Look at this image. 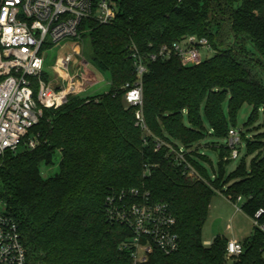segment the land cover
I'll return each instance as SVG.
<instances>
[{
	"label": "trees",
	"instance_id": "trees-1",
	"mask_svg": "<svg viewBox=\"0 0 264 264\" xmlns=\"http://www.w3.org/2000/svg\"><path fill=\"white\" fill-rule=\"evenodd\" d=\"M117 8L112 24L85 20L79 30L94 65L109 73L110 90L45 110L31 131L38 146L0 158V201L19 224L29 264H133L132 233L108 210L109 197L132 189L169 206L180 238L178 252L155 248L142 264H264V231L255 224L239 257H227L225 237L211 246L202 240L216 191L232 204L245 200L241 212L264 224V133L247 139L242 131L251 167L240 166L228 181V146L213 147L220 167L214 181L195 146L205 138L203 109L214 134L226 140L244 105L253 108L249 125L264 112V0H117ZM190 36L208 39L214 56L195 67L174 55L147 62L145 131L125 99L137 80L131 49L147 59ZM170 147L185 149L201 179L187 176ZM57 152L59 173L44 179L41 168L53 166Z\"/></svg>",
	"mask_w": 264,
	"mask_h": 264
},
{
	"label": "built area",
	"instance_id": "built-area-1",
	"mask_svg": "<svg viewBox=\"0 0 264 264\" xmlns=\"http://www.w3.org/2000/svg\"><path fill=\"white\" fill-rule=\"evenodd\" d=\"M117 13V0H0V158L7 152L17 153L22 148L34 150L38 146L39 140L31 135V131L40 123L45 110L60 109L72 97H93L83 96L91 87L92 79L83 75L89 63L81 53L83 40L79 30L85 20L110 25ZM67 39L74 43L73 52L52 65L56 74L53 78L45 70L47 52ZM202 51L214 52L208 39L196 36L165 45L158 54L147 59L137 47L131 49L130 59L137 80L125 99L129 107L137 108V126L147 129L143 115L147 62L174 55L184 67H195L206 61ZM71 68L74 74L70 73ZM241 133L235 128L229 131L226 141L231 160L240 157ZM160 147L158 144L157 148ZM170 150L189 178L201 179L187 162L184 148L170 147ZM145 174H149L148 167ZM108 207L111 219L124 224L132 233L127 245L133 248V264L147 262L155 248L165 255L179 251L177 221L167 204L154 203L149 194L132 189L122 192L118 199L109 197ZM261 215L262 211H259L256 217ZM254 224L264 231V224L256 220ZM243 253L240 241L229 240L228 258ZM0 264H29L19 224L7 214L3 201H0Z\"/></svg>",
	"mask_w": 264,
	"mask_h": 264
},
{
	"label": "rangeland",
	"instance_id": "rangeland-1",
	"mask_svg": "<svg viewBox=\"0 0 264 264\" xmlns=\"http://www.w3.org/2000/svg\"><path fill=\"white\" fill-rule=\"evenodd\" d=\"M74 45L73 41L70 39L63 40L56 47L49 50L47 66L45 68L46 73L55 78L56 74L52 69V65L60 58H65L66 56L72 54V46ZM81 53L83 59L86 60L89 65L84 72L85 77H91L98 79L99 83L90 87L88 91L83 93L84 97L87 96H98L107 93L110 90V85L106 82L109 81L110 75L107 72H102L94 65L91 59V50L88 42L81 43ZM203 59L207 60L214 56V52L207 54L205 51H202ZM71 74H74L73 68L70 70ZM104 75V76H103ZM107 79L104 81V79ZM95 79H92V82ZM94 88V89H93ZM226 117L229 122V126H233L232 120L228 108V100L224 105ZM253 108L249 105H244L239 111L236 121L235 129L243 131L247 139L252 138L254 135L264 133V112L259 111L258 115L255 116L254 121L249 125L251 119ZM202 119L204 125V134L205 138L202 139L200 143H197L195 146H199L200 154L205 155L204 159H199V163L203 168L207 170L208 176L212 181L215 180V173L220 172L219 167V152L214 150L213 147L218 149L221 147L227 146L226 139H223L212 131V127L207 118L205 109L202 111ZM184 120L187 125L190 124L189 116L185 115ZM249 125V126H248ZM147 131V129L145 130ZM208 132L213 135H209ZM240 157L237 160H232L230 163L224 166V181H228L229 176L240 166H244L246 169H250L252 156L248 154L247 144L244 141L239 149ZM62 160V154L57 152L54 158V164L51 167L43 166L41 168V176L44 179L51 178L59 173V164ZM245 203V200L241 199L239 202L232 204L227 200L221 193L218 191L215 192V196L212 199L209 218L204 226L202 240L204 244L207 241L213 242L216 237L219 235L228 239L235 240H245L250 237L254 229V222L248 218L244 213L241 212V207Z\"/></svg>",
	"mask_w": 264,
	"mask_h": 264
},
{
	"label": "crops",
	"instance_id": "crops-1",
	"mask_svg": "<svg viewBox=\"0 0 264 264\" xmlns=\"http://www.w3.org/2000/svg\"><path fill=\"white\" fill-rule=\"evenodd\" d=\"M91 78V77H90ZM91 79H95V81H93L92 82V84H91V88L92 87H94V86H96L98 83H99V81H98V79L96 78V76H95V78H91ZM104 79V81H106L107 79H105V78H103ZM109 85H110V87H111V82H110V80L109 81H106ZM94 89V88H93ZM228 239V238H227ZM228 240H235V239H228ZM237 241H239V240H237ZM243 241V240H242ZM242 241H240V242H242ZM208 243H212L211 241H207L205 244H208Z\"/></svg>",
	"mask_w": 264,
	"mask_h": 264
}]
</instances>
